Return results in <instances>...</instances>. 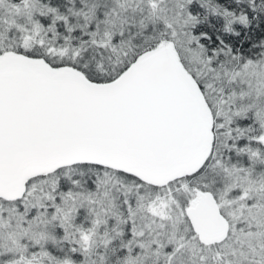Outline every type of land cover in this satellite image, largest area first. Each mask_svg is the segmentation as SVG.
I'll list each match as a JSON object with an SVG mask.
<instances>
[{"label": "snow or ice", "instance_id": "1", "mask_svg": "<svg viewBox=\"0 0 264 264\" xmlns=\"http://www.w3.org/2000/svg\"><path fill=\"white\" fill-rule=\"evenodd\" d=\"M0 264H264V0H0Z\"/></svg>", "mask_w": 264, "mask_h": 264}]
</instances>
